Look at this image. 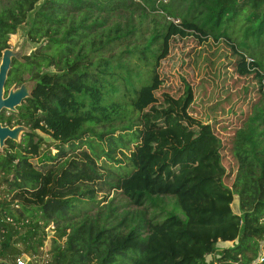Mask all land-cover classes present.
Here are the masks:
<instances>
[{"label":"trees","instance_id":"obj_1","mask_svg":"<svg viewBox=\"0 0 264 264\" xmlns=\"http://www.w3.org/2000/svg\"><path fill=\"white\" fill-rule=\"evenodd\" d=\"M23 23L34 49L5 88L27 73L30 95L0 123L28 130L0 149V259L162 264L198 216L220 234L203 264H264V0H1L0 55ZM219 41L227 112L202 122L193 54Z\"/></svg>","mask_w":264,"mask_h":264},{"label":"rangeland","instance_id":"obj_2","mask_svg":"<svg viewBox=\"0 0 264 264\" xmlns=\"http://www.w3.org/2000/svg\"><path fill=\"white\" fill-rule=\"evenodd\" d=\"M1 4V0H0ZM29 27L28 23H23L16 28V31L9 35L7 40V47L18 51L20 56L24 54H29L34 49V44H32L26 37V30ZM21 56V57H22ZM208 58V60H207ZM231 59V54L229 48L221 41L217 43L206 42L199 49L195 51L193 54V60L196 63H200L197 66V71L199 72L198 78L201 80L200 83L203 86V82L209 83V95L205 97L200 88L195 90L194 97V105L188 108V113L191 117L196 118L202 122H211L212 119L220 114H224L227 112V108L224 107L221 103V99L218 97L226 95L227 85L223 82V76L227 75L223 64ZM23 59H19L18 61H22ZM206 64L207 67L205 71L201 69V65ZM22 79H27V73L21 74ZM17 86L16 83L11 84L9 87ZM8 88V87H7ZM6 88V89H7ZM11 111H6V114H9ZM41 139L40 151H44L45 149H50V154L53 155L56 152L55 147L53 146L55 141L50 139V137L46 134H43L39 131L35 132ZM21 135V134H20ZM1 189V187H0ZM4 194V192L0 191V197ZM114 198V203H122L125 202V198L123 195L119 193H111ZM211 195H208L206 199L197 203V207L202 209V206L206 201L211 199ZM164 210H172L177 213L181 218H185L182 211L177 208L173 203L172 199L169 197L164 198V202L162 204ZM237 212V198L235 195H232L230 204H229V213ZM220 233L225 230L224 225H220ZM47 230V228H45ZM193 229L195 231L186 230L185 236L181 239L168 242L167 248L164 250H160L159 253L162 255L168 251L167 257L163 256L165 260H163L162 264H175L182 262L183 264H203V259L205 262L210 260V254H204L203 256V247H208V243L212 240V238H207V232L212 230L213 234H217V227L209 230V226L203 224L199 221V217L197 216L193 222ZM48 231V230H47ZM47 239L44 241V246L42 250L45 251L49 247V236L50 233H47ZM217 244L220 245L223 243L222 236L216 237ZM204 242V243H203ZM231 243V240L228 241V244ZM28 256L27 254H25ZM161 255V256H162ZM31 261L35 259L34 256L29 255ZM182 260V261H179Z\"/></svg>","mask_w":264,"mask_h":264},{"label":"water","instance_id":"obj_3","mask_svg":"<svg viewBox=\"0 0 264 264\" xmlns=\"http://www.w3.org/2000/svg\"><path fill=\"white\" fill-rule=\"evenodd\" d=\"M22 56V55H21ZM18 51H14L8 47L1 51L0 55V111H16L21 101L30 95V87L32 81L24 80L19 85L5 88V82L10 68L12 58L21 60ZM27 127L17 124L12 127L0 123V149L4 146L6 139L18 141L20 134L27 131ZM0 264H9L6 260L0 259Z\"/></svg>","mask_w":264,"mask_h":264},{"label":"built area","instance_id":"obj_4","mask_svg":"<svg viewBox=\"0 0 264 264\" xmlns=\"http://www.w3.org/2000/svg\"><path fill=\"white\" fill-rule=\"evenodd\" d=\"M46 228H47V230H49V228H52V225L50 224ZM30 261H31L30 257L23 254V255H19L15 258L14 264H28Z\"/></svg>","mask_w":264,"mask_h":264}]
</instances>
